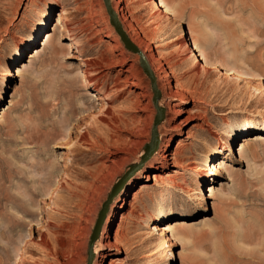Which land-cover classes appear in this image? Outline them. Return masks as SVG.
<instances>
[{"label":"rangeland","instance_id":"374dc122","mask_svg":"<svg viewBox=\"0 0 264 264\" xmlns=\"http://www.w3.org/2000/svg\"><path fill=\"white\" fill-rule=\"evenodd\" d=\"M114 1L148 153L104 1L0 0V264H264V0Z\"/></svg>","mask_w":264,"mask_h":264},{"label":"water","instance_id":"95a60500","mask_svg":"<svg viewBox=\"0 0 264 264\" xmlns=\"http://www.w3.org/2000/svg\"><path fill=\"white\" fill-rule=\"evenodd\" d=\"M103 1H104L105 6H106V9L108 11L111 24L114 26V28L116 29V31L120 35V38L123 41L124 45L128 49H130L134 52H137L139 54L140 65L142 66L143 70L145 71V73L150 78V82H151V86H152V90H153V98L152 99H153L154 106L156 107V115H155L154 122H153L151 139L147 145V151L146 152L148 153L157 145L159 135H158V132L156 129V125L161 120V118H163V115H164V107L158 103V97L160 96V90L157 87L155 75H154V73H153V71L149 65V62L147 61V59H146L145 55L143 54V52L141 51V49L129 38V36L127 35L125 30L123 29L121 22L118 18V15L115 12V10L113 9L110 0H103ZM122 178H123V176L120 177V181L122 180ZM115 190H114V193H115ZM105 210H106V207H103L100 210V212L97 216L94 228L92 230V233L90 236V242H89L88 256H87L86 264H91V262H92V259H93L92 241L95 237L98 236V233H99V230H100L103 218H104Z\"/></svg>","mask_w":264,"mask_h":264},{"label":"bare ground","instance_id":"6f19581e","mask_svg":"<svg viewBox=\"0 0 264 264\" xmlns=\"http://www.w3.org/2000/svg\"><path fill=\"white\" fill-rule=\"evenodd\" d=\"M15 1H17V0H4V4H3V9L4 10H6L7 8H9ZM110 2H111V5H112V7H113V9L114 10H116V6H115V2L116 1H114V2H112V0H110ZM163 2V1H162ZM117 11V10H116ZM115 11V12H116ZM117 13V12H116ZM119 13V12H118ZM118 13H117V15H118ZM120 15V14H119ZM118 15V16H119ZM120 18L122 19V17H121V15H120ZM58 21H62V15H60L59 16V19H58ZM130 26V25H129ZM130 38V37H129ZM132 38V39H131ZM131 40L141 49V51L143 52V54L145 55V57H146V59H147V61L149 62V64H150V66H151V68L153 69V71H154V73H156L157 74V72H156V70L157 69H155L154 67V61H153V58H152V55H150V54H148V52H147V48H143L142 46V41H141V39H139V38H136V37H134V36H131ZM183 39V35L182 34H179V36H177V38H176V40H174L173 42H177V41H181ZM138 54V53H137ZM138 57H139V54H138ZM229 65V64H228ZM231 65V66H230ZM229 65V68L230 69H237V68H239L238 67V65L237 64H230ZM228 69V68H227ZM235 69V70H236ZM131 71V70H130ZM228 71V70H227ZM158 76V75H157ZM156 78V77H155ZM101 99V97L100 96H98L97 94H94L93 95V99L91 100V103H90V105H91V109H95L97 106H96V104H98L99 103V101H98V99ZM212 105L215 107V106H219V105H222V103L220 102V101H214L213 103H212ZM99 106V105H98ZM162 121V120H161ZM160 121V122H161ZM159 122V123H160ZM158 123V124H159ZM157 127H158V125H157ZM161 127L162 126H160L159 127V130L157 129V131H159L160 132V130H161ZM159 138H160V135H159ZM145 151L144 150H142L141 152H140V155L142 154V153H144ZM139 155V156H140ZM60 226V225H59ZM56 227V226H55ZM59 230V229H58ZM61 233H63V232H61ZM60 233V234H61ZM95 244V243H94ZM94 250V249H93ZM49 251V250H48ZM94 252L96 253L97 252V249L96 250H94ZM51 253V252H50ZM94 259L92 260V262H91V264L93 263V264H98L97 262H96V260L94 261Z\"/></svg>","mask_w":264,"mask_h":264}]
</instances>
